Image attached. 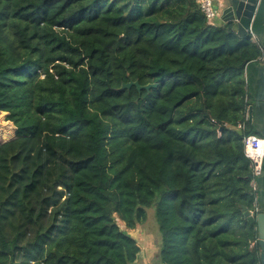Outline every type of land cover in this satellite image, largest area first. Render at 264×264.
<instances>
[{"label":"trees","instance_id":"trees-1","mask_svg":"<svg viewBox=\"0 0 264 264\" xmlns=\"http://www.w3.org/2000/svg\"><path fill=\"white\" fill-rule=\"evenodd\" d=\"M231 28L196 0H0V264H138L150 208L159 264H259L242 139L262 52Z\"/></svg>","mask_w":264,"mask_h":264},{"label":"water","instance_id":"water-1","mask_svg":"<svg viewBox=\"0 0 264 264\" xmlns=\"http://www.w3.org/2000/svg\"><path fill=\"white\" fill-rule=\"evenodd\" d=\"M216 1V0H214ZM261 0H217L215 10L221 21L232 24V32L238 36L248 35V29L252 25L254 16L257 12ZM257 43L261 49V58L258 59L259 65L252 82V98L253 104L248 107V122L252 124L254 117L260 118L262 123L254 125V131L264 139V28L260 35L256 36ZM157 84L140 85L137 81H129L122 84L120 90H129L135 87L137 91H149L156 88ZM238 135H242V131L232 128ZM258 193V210L255 214L243 208L244 217L249 223H255L257 231V243L259 247V264H264V165L262 173L259 177L257 187Z\"/></svg>","mask_w":264,"mask_h":264},{"label":"built area","instance_id":"built-area-1","mask_svg":"<svg viewBox=\"0 0 264 264\" xmlns=\"http://www.w3.org/2000/svg\"><path fill=\"white\" fill-rule=\"evenodd\" d=\"M196 3L207 20L212 23L215 17L218 16L214 7V0H196ZM248 33L250 35L251 41L257 43L256 35L252 32L251 26L248 29ZM245 117L248 119V113L245 115ZM235 128L243 131L245 129V124H238V126ZM242 144L244 156L249 161V166L251 169L250 187L256 192L258 187L257 181L259 180L264 165V139L260 135L250 134L243 136ZM251 213L255 214L253 212Z\"/></svg>","mask_w":264,"mask_h":264},{"label":"rangeland","instance_id":"rangeland-1","mask_svg":"<svg viewBox=\"0 0 264 264\" xmlns=\"http://www.w3.org/2000/svg\"><path fill=\"white\" fill-rule=\"evenodd\" d=\"M15 136V127L7 121L6 114L0 113V143L8 141ZM146 222L138 227L137 231H129L142 247L143 263L159 264L157 255L159 253L160 235L158 226L154 216V209L146 210ZM121 228H124L122 223L118 222ZM148 242V243H147Z\"/></svg>","mask_w":264,"mask_h":264},{"label":"crops","instance_id":"crops-1","mask_svg":"<svg viewBox=\"0 0 264 264\" xmlns=\"http://www.w3.org/2000/svg\"><path fill=\"white\" fill-rule=\"evenodd\" d=\"M216 3H217V0L216 1H214V5L216 6ZM220 16V15H219ZM219 16H217V17H215V19L212 21V24L213 25H215V26H218V25H222V24H224L222 21H221V19H220V17ZM132 231H137V229L136 230H132ZM131 235V234H130ZM132 236V235H131ZM133 237V236H132ZM134 238V237H133ZM135 239V238H134ZM148 243V242H147ZM138 244H139V242H138ZM140 246V245H139ZM142 247L140 246V255H139V259H138V261H137V263L138 264H145V263H143V255L144 254H142Z\"/></svg>","mask_w":264,"mask_h":264},{"label":"flooded vegetation","instance_id":"flooded-vegetation-1","mask_svg":"<svg viewBox=\"0 0 264 264\" xmlns=\"http://www.w3.org/2000/svg\"><path fill=\"white\" fill-rule=\"evenodd\" d=\"M253 104V103H252ZM251 104V105H252ZM262 123V120L260 119V118H256V117H254L253 119H252V124H254V125H260Z\"/></svg>","mask_w":264,"mask_h":264}]
</instances>
